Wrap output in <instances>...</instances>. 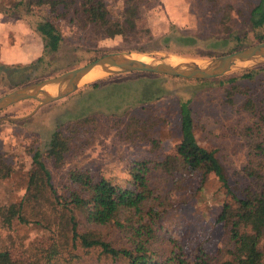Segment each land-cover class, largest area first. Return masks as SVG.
Listing matches in <instances>:
<instances>
[{
    "label": "rangeland",
    "instance_id": "obj_1",
    "mask_svg": "<svg viewBox=\"0 0 264 264\" xmlns=\"http://www.w3.org/2000/svg\"><path fill=\"white\" fill-rule=\"evenodd\" d=\"M14 1L0 0V11L9 16L6 12L15 9ZM256 1L105 0L112 19L105 30L87 23L82 12L75 9L77 6L69 7L64 12L57 50L42 52L38 61L34 58L26 63L1 64L0 95L111 51L158 58H208L231 51L236 44L254 40L251 32H245ZM48 12L47 6L35 11L38 19ZM175 29L195 36L197 41L179 44L168 39L166 33ZM224 39L225 44L219 43ZM233 84L247 92L230 91ZM156 85H163L164 93L145 100L148 87ZM247 96L253 102L252 109L243 107ZM180 100L189 102L198 141L215 149L226 172L228 188L213 173L201 181L197 172L183 170L169 175L152 168V197L146 209L152 207L150 215L154 217L146 213L142 221L151 222L162 238L175 239L185 251L192 252L201 245L218 253L219 248L227 247L228 234L217 220L222 203H234V195H244L246 187L256 188L259 182L251 172L260 170L262 161L256 144L264 143V61L204 80L141 70L112 73L44 104L28 98L1 109L0 250L10 254L12 264H126L98 248L76 247L72 250L78 257L66 260L72 247L64 197L76 187L69 179V171L88 169L95 178L127 183L132 161L160 160L179 141ZM57 129L68 141L63 154L48 151V141ZM34 151L40 152L44 169L34 163ZM31 174L33 183L28 187ZM21 200L26 221L14 218L6 223V208ZM77 215L81 228L94 225ZM135 219H130L133 224ZM98 228L123 242L115 229L102 225ZM161 237L155 238L153 246L163 251L165 241ZM51 240L59 243L62 255L45 262L37 245ZM262 243L264 247V238Z\"/></svg>",
    "mask_w": 264,
    "mask_h": 264
},
{
    "label": "trees",
    "instance_id": "obj_2",
    "mask_svg": "<svg viewBox=\"0 0 264 264\" xmlns=\"http://www.w3.org/2000/svg\"><path fill=\"white\" fill-rule=\"evenodd\" d=\"M13 5L15 9L6 13L17 20L20 19L26 27L40 35L43 52H52L59 48L62 40V20H64V12L67 13L69 7L77 6L75 9L82 12L86 22L98 29L105 30L112 22L105 0H15ZM44 6L48 7L49 12L38 19L35 11ZM16 10H19L20 13H16ZM3 12L5 13V11ZM249 23L245 35L251 32L254 40L246 44H236L231 51L264 40V0H257L251 7ZM166 34L168 39L179 44H194L197 41L195 36L183 34L178 29L171 30ZM225 42H227L226 39L219 43L225 44ZM41 57L42 55L38 56L36 61ZM2 69L3 66L0 64V72ZM94 84L93 86H95ZM156 86L148 87L149 93L146 96L148 98L145 100L159 97L164 93L163 85ZM233 90L247 92L246 89H241L235 84L231 86L230 91ZM145 100L140 99V101ZM178 106L179 141L160 160L138 159L132 161L127 183H116L107 177L95 178L88 169L73 168L69 171V179L76 184V187H73L67 197H64V206L69 210L72 247L68 251L69 256L66 257V260L78 257V254L72 249L81 247L86 250L98 248L112 259H122L126 264H264L262 243L264 238L263 142L256 144L257 151L262 158L261 169L251 172L256 177V181H259L257 187H246L244 195L238 197L234 195V203H222L217 220L225 227L229 245L224 249L219 248L218 253L204 249L201 245H198L192 252L185 251L175 239L162 238L151 222L142 221L146 213L151 219L154 217L150 215L153 208L146 209V204L152 197L149 181L152 168H160L169 175L183 170L187 173L197 172L200 174L201 181L207 174L213 173L221 185L228 188L227 175L215 149L201 144L196 137L189 102L180 100ZM243 107L253 108V102L249 96L246 97ZM91 118L93 117L83 119L90 120ZM134 120L136 119L134 118ZM136 121L138 122V120ZM48 146L49 152L63 154L68 148V141L57 129L52 133ZM32 158L34 163L44 169L39 151H34ZM45 172L49 176V172L47 170ZM32 183L33 176L31 174L28 187H31ZM23 200L11 202L8 205L4 213L6 223L10 224L14 218L26 221L22 215ZM77 214H80L86 223L94 225L81 228ZM123 215L125 216L123 217ZM133 216L136 217L133 221L135 224L131 222ZM99 225L109 226L120 232L123 242L107 236L99 230ZM123 232L126 233L122 234ZM124 237L126 238L125 242ZM160 237L165 241L163 251L153 246L155 238L158 240ZM37 248L45 262L52 261L62 255L59 243L55 240H51L48 244L41 242ZM12 263L10 254L6 250H0V264Z\"/></svg>",
    "mask_w": 264,
    "mask_h": 264
},
{
    "label": "water",
    "instance_id": "obj_3",
    "mask_svg": "<svg viewBox=\"0 0 264 264\" xmlns=\"http://www.w3.org/2000/svg\"><path fill=\"white\" fill-rule=\"evenodd\" d=\"M170 58H175V61L170 62ZM262 61H264V40L208 58L183 55H164L158 58L144 53L111 51L56 75L38 79L3 93L0 95V110L23 99H37L40 105L66 96L81 84L86 83H80V78L93 68L101 71V75L97 78L107 74L133 70L184 78H209L224 74L234 68L245 67ZM48 85H56V91L53 93L48 91L45 87Z\"/></svg>",
    "mask_w": 264,
    "mask_h": 264
},
{
    "label": "crops",
    "instance_id": "obj_4",
    "mask_svg": "<svg viewBox=\"0 0 264 264\" xmlns=\"http://www.w3.org/2000/svg\"><path fill=\"white\" fill-rule=\"evenodd\" d=\"M42 52L40 35L26 27L20 19L6 16L0 11V64L30 62Z\"/></svg>",
    "mask_w": 264,
    "mask_h": 264
},
{
    "label": "bare ground",
    "instance_id": "obj_5",
    "mask_svg": "<svg viewBox=\"0 0 264 264\" xmlns=\"http://www.w3.org/2000/svg\"><path fill=\"white\" fill-rule=\"evenodd\" d=\"M141 58H144V59H148V58H145L143 56H140ZM170 62H174L175 61V58H170L169 59ZM101 75V71L99 69H96V68H93L91 69L89 72H87L86 74H84L81 78H80V83L81 82H87V81H91V80H94L96 79L98 76ZM46 89L50 92H54L56 91V85H48V86H45Z\"/></svg>",
    "mask_w": 264,
    "mask_h": 264
}]
</instances>
